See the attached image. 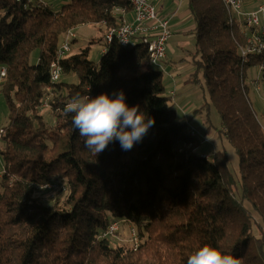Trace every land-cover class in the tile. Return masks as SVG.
Masks as SVG:
<instances>
[{
	"label": "trees",
	"instance_id": "obj_1",
	"mask_svg": "<svg viewBox=\"0 0 264 264\" xmlns=\"http://www.w3.org/2000/svg\"><path fill=\"white\" fill-rule=\"evenodd\" d=\"M187 6L195 45L190 59L179 60L191 65L185 84L206 87L238 175L225 151L197 153L205 143L177 120L162 70L142 42L123 48L102 41L98 64L88 59L89 47L57 61L68 31L100 25L104 37L121 23L116 9L131 11L129 0H69L58 11L39 0H0V95L8 108L0 137V264H187L205 244L242 264H264V126L244 83L249 69L264 67V56H240L244 30L220 0ZM56 61L61 78L51 83ZM71 75L76 84L61 80ZM120 91L155 124L130 150L115 140L96 155L63 109L77 94ZM119 222L136 229V247L111 246L116 233L102 237Z\"/></svg>",
	"mask_w": 264,
	"mask_h": 264
},
{
	"label": "rangeland",
	"instance_id": "obj_2",
	"mask_svg": "<svg viewBox=\"0 0 264 264\" xmlns=\"http://www.w3.org/2000/svg\"><path fill=\"white\" fill-rule=\"evenodd\" d=\"M69 0H41L42 3H45L48 7L52 8L54 11H58L61 6L68 2ZM252 2L248 5L246 10H254L257 6L256 1L251 0ZM242 30L243 27L241 26ZM74 34V39L70 43L71 51L70 56L79 54L86 47L90 48L88 59L93 63L98 64L102 52L104 51V37L102 33V28L100 25H84L80 26L77 29L71 30ZM62 42V40H61ZM60 42V44H61ZM174 42V39H172ZM189 42L185 43L186 46L182 47L183 50H180V56L170 54L168 56V65H179V64H189L187 62L179 63L180 59H190L194 48L188 45ZM178 47V49H179ZM169 54V53H168ZM38 51H34L30 57V64H36L37 62ZM182 57V58H180ZM190 65V64H189ZM170 69L171 66H169ZM155 70L159 68L155 67ZM169 69V70H170ZM162 80L163 86L166 89H173V92L176 94L167 95L171 97V103L174 105L177 111V120L180 122L183 121L182 117V108L183 105H186L187 102L190 105H195L194 109H200L204 106V109L200 114H197L193 120H187L186 123L189 127L194 129V134L198 136L199 141L205 143L201 144L197 150V153L200 155H212L215 152L225 151L228 158L230 172L238 175L237 167V156L234 153L232 147L225 141L224 137L219 133L221 131V123L217 111L210 105L209 96L206 87L200 81L198 84H185V80L188 78V74L181 75L175 85H173L172 80L168 78L167 72L162 70ZM201 80V76L199 75ZM64 82L77 83L75 76H67L61 79ZM245 86L247 87V99L251 105V108L259 121V123L264 126V67L263 68H251L246 73ZM43 119L46 122H51L52 118L50 117L49 112L45 109L42 110ZM194 113V112H193ZM192 113V115H193ZM8 123V108L6 102L2 95H0V130ZM189 128V133L190 129ZM191 135V134H190ZM201 139V140H200ZM2 149V141L0 140V151ZM3 172V164L0 158V173ZM59 191L55 189L53 195L57 197H63L65 191L58 194ZM48 197L46 196L44 201L48 202ZM116 234L109 239L111 246H124L129 248L134 245V238L132 233H136V229L131 224H125L119 222V227Z\"/></svg>",
	"mask_w": 264,
	"mask_h": 264
},
{
	"label": "built area",
	"instance_id": "obj_3",
	"mask_svg": "<svg viewBox=\"0 0 264 264\" xmlns=\"http://www.w3.org/2000/svg\"><path fill=\"white\" fill-rule=\"evenodd\" d=\"M28 3L37 0H25ZM156 0H129L133 21L127 22L121 17V23L116 29L108 31L104 36V43L117 42L125 48L138 42H142L148 52L152 66L162 69V62L166 56L167 43L172 36L169 18H159L156 14L154 2ZM227 10L230 20L239 22L243 27L245 43L239 48L242 58L249 56H264V0H254L257 6L254 10H246L251 0H220ZM117 15H125L123 9H116ZM74 39L72 31H68L56 52L57 61L70 55V43ZM105 51V50H104ZM56 62L51 64L50 80L57 83L61 78V67ZM262 68V67H259ZM0 76H4L2 70ZM191 136H195L194 130L190 129ZM2 130H0V137ZM198 137V136H197ZM2 173H0V184ZM1 189V185H0ZM118 223L111 224L103 233L102 237L113 236L117 231ZM132 237L135 235L132 233ZM137 240L134 238V246Z\"/></svg>",
	"mask_w": 264,
	"mask_h": 264
},
{
	"label": "clouds",
	"instance_id": "obj_4",
	"mask_svg": "<svg viewBox=\"0 0 264 264\" xmlns=\"http://www.w3.org/2000/svg\"><path fill=\"white\" fill-rule=\"evenodd\" d=\"M114 97V98H113ZM64 114L72 116L73 127L84 146L94 154L103 152L110 142L118 140L123 150H130L142 141L155 119L140 110L139 105L129 106L123 91L99 94L95 97L77 94L64 109ZM187 264H242L233 255L224 254L219 247L205 244L189 255Z\"/></svg>",
	"mask_w": 264,
	"mask_h": 264
},
{
	"label": "crops",
	"instance_id": "obj_5",
	"mask_svg": "<svg viewBox=\"0 0 264 264\" xmlns=\"http://www.w3.org/2000/svg\"><path fill=\"white\" fill-rule=\"evenodd\" d=\"M41 2V0H39ZM45 4V3H44ZM156 8V14L159 18H169L170 21V28L172 31V36L167 43L166 49V57L162 62V68L167 72L168 78L172 80V84L175 85L178 78L184 74H190L192 72L191 65L189 64H179V65H168V56L170 54L180 56V50H183L182 47L187 41L189 42L192 48H194L195 41L193 36L188 34L189 31L192 30L193 25L191 23V16L187 6V0H156L154 2ZM127 22L131 23L133 21V14L131 12H127L125 15L121 16ZM102 33L104 35V30L102 28ZM174 39V42H172ZM186 46V45H184ZM183 46V47H184ZM179 47V49H178ZM169 53V54H168ZM182 58V57H180ZM172 69H170V67ZM170 69V70H169ZM186 81V80H185ZM185 83V82H184ZM169 93L167 95L173 94V89L168 88L167 90ZM174 95H176L174 93ZM182 108V117L183 121L193 120L195 116L192 115L194 111L197 109L195 105H190L189 102L186 105H183Z\"/></svg>",
	"mask_w": 264,
	"mask_h": 264
}]
</instances>
